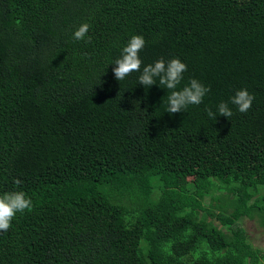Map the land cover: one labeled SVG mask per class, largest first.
I'll list each match as a JSON object with an SVG mask.
<instances>
[{"label":"trees","instance_id":"trees-1","mask_svg":"<svg viewBox=\"0 0 264 264\" xmlns=\"http://www.w3.org/2000/svg\"><path fill=\"white\" fill-rule=\"evenodd\" d=\"M134 35L141 72L180 59L177 90L210 88L200 105L169 114L159 80L115 79ZM240 89L247 113L209 119ZM13 191L33 206L0 232V264H263L239 221L264 226V0H0V195Z\"/></svg>","mask_w":264,"mask_h":264},{"label":"clouds","instance_id":"clouds-1","mask_svg":"<svg viewBox=\"0 0 264 264\" xmlns=\"http://www.w3.org/2000/svg\"><path fill=\"white\" fill-rule=\"evenodd\" d=\"M89 24L84 23L73 33V40H84L89 31ZM90 39V38H89ZM145 40L140 35L131 37L127 45L122 49L120 58L116 59L113 68V74L117 81H122L133 72H141L142 60L139 53L145 46ZM187 71V65L178 58H173L167 62L163 58L155 61L153 64L144 66L138 77V82L144 87H151L157 83L170 90L167 97L166 112L169 114L180 113L190 105H200L204 97L210 91L209 87L204 86L196 79H191L189 84L177 90L183 79V73ZM254 95L247 89L237 90L230 98L229 102H221L214 112L211 108L205 111L209 119L216 120L217 116L231 117L233 112L229 103L235 105L240 113H247L254 101ZM19 185L22 183L16 180ZM32 200L27 197L23 191H13L0 195V232H6L11 226L17 213H24L32 209Z\"/></svg>","mask_w":264,"mask_h":264},{"label":"rangeland","instance_id":"rangeland-1","mask_svg":"<svg viewBox=\"0 0 264 264\" xmlns=\"http://www.w3.org/2000/svg\"><path fill=\"white\" fill-rule=\"evenodd\" d=\"M210 198L212 197L210 196ZM239 223H241L245 228L249 241L253 244V246L261 249L264 254V226L260 225L257 219H251L248 217L240 219ZM217 224L221 225L219 221H217ZM261 260L264 264V257L261 258Z\"/></svg>","mask_w":264,"mask_h":264}]
</instances>
